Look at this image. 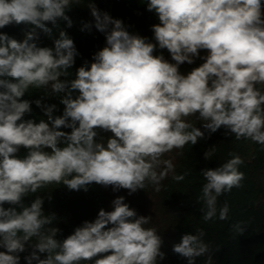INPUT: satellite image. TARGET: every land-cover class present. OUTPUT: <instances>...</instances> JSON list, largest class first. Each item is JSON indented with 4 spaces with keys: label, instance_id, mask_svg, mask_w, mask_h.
<instances>
[{
    "label": "clouds",
    "instance_id": "clouds-1",
    "mask_svg": "<svg viewBox=\"0 0 264 264\" xmlns=\"http://www.w3.org/2000/svg\"><path fill=\"white\" fill-rule=\"evenodd\" d=\"M78 2L0 0V28L32 26L22 40L0 32V264H20V253L29 245L26 264H159L165 257L162 237L147 227L151 216L138 215L124 196L63 240L53 224L56 215L44 212V196L36 195L30 204L24 197L51 184L87 191L93 182L131 194L144 189L146 181L159 183L163 175L155 166L164 153L194 145L205 130L210 135L221 126L237 140L264 145V3L148 0V10L160 21L151 26L154 43L89 2L106 43L90 66L85 62L75 78L67 79L78 51L65 30L54 38L49 23L63 19L71 27L66 9ZM41 31L53 39V47L39 46ZM157 48H166L174 62L162 52L154 55ZM200 50L206 55L200 57ZM197 57L203 63L180 72L181 64ZM29 89L58 97L62 114H54L57 104L36 99L46 119H23L32 111V101L22 99ZM192 116L202 121L203 130L187 119ZM98 130L113 135L97 139ZM21 146L28 149L24 156L17 155ZM213 155L212 148L204 153L209 160ZM242 163L233 155L201 170L205 221L228 219L229 206L225 202L218 209V198L240 186ZM233 227L245 231L241 223ZM203 235L202 230L183 234L173 251L195 264L209 250Z\"/></svg>",
    "mask_w": 264,
    "mask_h": 264
},
{
    "label": "trees",
    "instance_id": "trees-1",
    "mask_svg": "<svg viewBox=\"0 0 264 264\" xmlns=\"http://www.w3.org/2000/svg\"><path fill=\"white\" fill-rule=\"evenodd\" d=\"M96 6L101 12H107L113 18L121 19L126 26L127 30L133 34H139L147 37L155 43L152 25L159 23L158 15L154 11L147 8L148 0L139 3L138 0H111L116 1V6L111 10L106 9L108 0H94ZM264 3V0H262ZM264 11V9H262ZM66 14L72 20V26L68 27L67 21L59 19L57 25H51L53 28L54 38L58 36L60 30H65L68 35L73 39L77 48L78 55L75 58V64L69 69L70 75L67 79L75 78L77 69L87 62L93 60V55L101 49V42L106 39L103 32L97 30L94 24V17L90 9L80 7L74 3L69 9H66ZM85 23H90V28H84ZM31 25L10 24L0 28V32L7 33L18 40H22L25 30L30 29ZM83 29V30H82ZM39 46L53 47V39L46 33L41 31ZM163 53L166 59L171 62L172 57L168 50L157 48L154 55ZM207 50H200V57L206 55ZM197 57L192 64L187 62L180 65V72L187 74L192 68L199 66L203 60ZM75 95V94H74ZM22 99L32 101L29 113H25L23 119H33L39 122L41 119H46L41 107L37 106L34 101L42 99L43 103H55L57 109L54 114L60 115L63 112L64 105L60 103L58 97H45L42 89H29L25 92ZM191 123L197 127L202 128V121L196 119L195 116L187 118ZM65 132H70V128H63ZM203 130V128H202ZM100 136L105 140L113 134L108 131L98 130ZM214 149V155L209 159H205L204 153L208 149ZM50 150V149H46ZM28 149L21 146L20 151L17 153L19 156L27 154ZM233 155H239L243 163L240 165V170L244 173V179L241 181L240 186L233 187L230 192L222 194L218 198V209L226 202L229 206L228 219L221 220L214 218L209 221L203 219V211L197 208L196 202L191 195L192 179H196V184L202 190L203 184L206 182L202 175L201 170L205 167L214 168L219 164L225 162ZM171 161L174 165L173 170L169 169L166 161ZM158 174H162L163 178L158 184L150 181L145 182L144 189H137L135 192L129 194V190L120 188L113 190V186H104L93 182L88 186V190H72L64 184H51L38 190L37 193L29 194L24 197V203L30 204L36 195L44 196V212L45 214L54 213L57 219L53 222L54 226L61 229L57 238L63 240L68 235L72 234L76 227L82 225L86 220L93 221L101 208L105 210H112V201L118 196H124L126 203L137 211L138 215H150L151 225L159 226L156 216V209L159 205L160 196L168 199L171 209L175 210L176 214H181L192 224L191 228H196L199 225L205 226L208 230L218 233L221 231L232 232L236 230L233 225L242 223V220L233 215L232 206L233 202L237 200L239 193L245 194L251 204H258L261 194L264 192V145H260L250 139L235 138V135L224 126H221L216 132L208 134L205 130V137L198 140L194 145L186 144L182 149H173L164 153L155 166ZM172 170V171H171ZM184 175L183 180H176V175ZM49 195L51 199H49ZM151 195L155 196V203L151 204L149 199ZM6 208L13 206L5 203ZM18 207V206H16ZM168 235V234H166ZM226 249L228 258L234 253V245L232 238L226 240ZM0 248V251H3ZM31 251L29 245L27 251L20 253V264H26L23 259L28 252ZM44 254H41L43 257ZM230 259V258H229ZM93 264L92 261H90Z\"/></svg>",
    "mask_w": 264,
    "mask_h": 264
},
{
    "label": "rangeland",
    "instance_id": "rangeland-1",
    "mask_svg": "<svg viewBox=\"0 0 264 264\" xmlns=\"http://www.w3.org/2000/svg\"><path fill=\"white\" fill-rule=\"evenodd\" d=\"M88 1L80 0V3L88 6ZM139 1L142 2L143 0ZM115 6L116 1L108 0L106 9L111 10ZM105 43L106 39L101 42V48L105 46ZM192 184L193 187L190 191L192 198L196 202L197 208L201 210L204 207L203 201L199 199L202 190L196 184L194 177ZM148 201L154 204L155 196L151 195V199ZM158 204L156 216L159 226L151 225L150 221L147 227L156 228L163 240L161 251L165 253V257L159 261V264H187L185 257L173 251V245L180 241L183 234L196 233L201 230L204 233L203 240L209 245V250L196 257L195 264H264V192L261 194L258 204H251L247 196L241 193L233 202L232 212L233 215H237L242 220L241 224L245 227L243 233L237 230L228 233L225 231L215 233L203 225L192 229V224L188 223L181 214H176L175 210L171 209L169 200L163 195L160 196ZM228 238H232L234 245V253L229 257L230 259L226 249ZM81 264L91 263L90 261H82Z\"/></svg>",
    "mask_w": 264,
    "mask_h": 264
},
{
    "label": "crops",
    "instance_id": "crops-1",
    "mask_svg": "<svg viewBox=\"0 0 264 264\" xmlns=\"http://www.w3.org/2000/svg\"><path fill=\"white\" fill-rule=\"evenodd\" d=\"M139 1V0H138ZM89 2H92V3H95L96 4V1L94 0H89L87 3L89 4ZM144 0L142 2L139 1V3H143ZM77 5H79L80 7H83V8H86V9H90L88 6H84L83 4H81L80 2L76 3Z\"/></svg>",
    "mask_w": 264,
    "mask_h": 264
}]
</instances>
